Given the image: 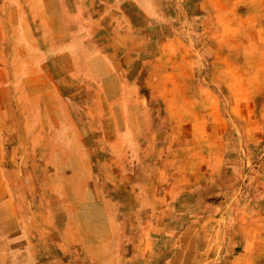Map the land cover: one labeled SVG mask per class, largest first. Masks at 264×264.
Wrapping results in <instances>:
<instances>
[{
    "label": "rangeland",
    "instance_id": "rangeland-1",
    "mask_svg": "<svg viewBox=\"0 0 264 264\" xmlns=\"http://www.w3.org/2000/svg\"><path fill=\"white\" fill-rule=\"evenodd\" d=\"M0 264H264V0H0Z\"/></svg>",
    "mask_w": 264,
    "mask_h": 264
},
{
    "label": "crops",
    "instance_id": "crops-1",
    "mask_svg": "<svg viewBox=\"0 0 264 264\" xmlns=\"http://www.w3.org/2000/svg\"><path fill=\"white\" fill-rule=\"evenodd\" d=\"M110 1H112V0H110Z\"/></svg>",
    "mask_w": 264,
    "mask_h": 264
}]
</instances>
